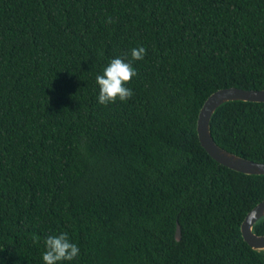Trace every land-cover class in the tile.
Wrapping results in <instances>:
<instances>
[{"label": "trees", "instance_id": "1", "mask_svg": "<svg viewBox=\"0 0 264 264\" xmlns=\"http://www.w3.org/2000/svg\"><path fill=\"white\" fill-rule=\"evenodd\" d=\"M139 46L134 95L98 103L96 76ZM227 87L264 89V0H0V264H44L61 232L80 253L58 264H264L240 229L264 174L197 137ZM210 132L264 162V102H224Z\"/></svg>", "mask_w": 264, "mask_h": 264}, {"label": "water", "instance_id": "2", "mask_svg": "<svg viewBox=\"0 0 264 264\" xmlns=\"http://www.w3.org/2000/svg\"><path fill=\"white\" fill-rule=\"evenodd\" d=\"M264 102V89L221 88L212 92L202 103L196 121V132L200 145L218 163L245 174H264V162H257L219 146L210 132V120L214 111L227 101ZM264 217V199L252 207L241 222L244 241L254 250H264V235L256 234L253 225ZM179 225H176L175 238L180 239Z\"/></svg>", "mask_w": 264, "mask_h": 264}, {"label": "clouds", "instance_id": "3", "mask_svg": "<svg viewBox=\"0 0 264 264\" xmlns=\"http://www.w3.org/2000/svg\"><path fill=\"white\" fill-rule=\"evenodd\" d=\"M107 23H113L108 18ZM146 55V49L143 46L131 49V60L125 61L117 57L111 59L104 67L103 73L96 76V84L99 89L98 103L101 105L114 104L118 100L127 102L133 95V90L127 85L132 78L138 75L133 67V61L143 60ZM38 238H34L37 243ZM45 251L42 253L44 264H58L62 261H72L79 253L78 245L69 239L67 233L61 232L58 235H50L44 241Z\"/></svg>", "mask_w": 264, "mask_h": 264}]
</instances>
